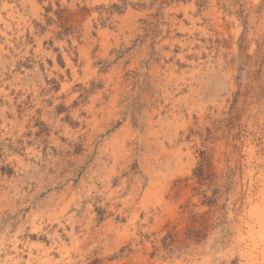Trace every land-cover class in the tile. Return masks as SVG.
<instances>
[{
	"label": "rangeland",
	"instance_id": "rangeland-1",
	"mask_svg": "<svg viewBox=\"0 0 264 264\" xmlns=\"http://www.w3.org/2000/svg\"><path fill=\"white\" fill-rule=\"evenodd\" d=\"M0 264H264V0H0Z\"/></svg>",
	"mask_w": 264,
	"mask_h": 264
}]
</instances>
